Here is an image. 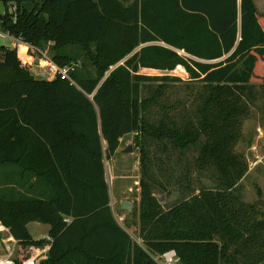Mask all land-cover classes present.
I'll list each match as a JSON object with an SVG mask.
<instances>
[{
    "label": "trees",
    "instance_id": "16d2710c",
    "mask_svg": "<svg viewBox=\"0 0 264 264\" xmlns=\"http://www.w3.org/2000/svg\"><path fill=\"white\" fill-rule=\"evenodd\" d=\"M0 1L4 30L48 48L59 66H72L78 46L94 69L70 68L74 83L36 78L18 47L0 45V164L45 178L54 193L0 198V225L18 244L13 264L46 242L32 238L31 221L50 226L41 264H159L154 258L170 251L177 264L264 262V209L238 191L248 164L236 150L258 94L264 109L263 1ZM176 66L190 79L181 96L167 89L179 77L138 73ZM132 132L142 246L113 218L102 163V141L109 159ZM177 170L186 185L173 180ZM193 171L212 185L194 191ZM172 180L181 197L164 207L156 192Z\"/></svg>",
    "mask_w": 264,
    "mask_h": 264
},
{
    "label": "rangeland",
    "instance_id": "374dc122",
    "mask_svg": "<svg viewBox=\"0 0 264 264\" xmlns=\"http://www.w3.org/2000/svg\"><path fill=\"white\" fill-rule=\"evenodd\" d=\"M255 1L259 3L260 0ZM9 7L11 9V6ZM3 10L4 4L0 1V11ZM0 45L13 47V40L8 37H0ZM70 50L71 54L76 57V61L72 62L71 68L81 67L80 69L93 73L94 69L90 62L82 57V50L78 46H72ZM82 62H85L84 67H82ZM116 65L111 66L106 74H108ZM138 73L145 75H170L179 77L182 81L171 80L168 82V93L172 92V95L181 96L186 92V90H188L186 85L190 82L189 74L183 66L182 68H177L176 66L173 70L167 71L152 68H140ZM193 84L198 85L197 83ZM262 102L263 98L260 94H258L256 98L257 105L253 106L251 109V116L244 120L241 136L236 143V150L244 155L248 164V169L244 177L239 182L238 191L242 195L244 201L257 202L261 209H264V109L261 108ZM134 138L135 133L133 132L125 135L119 152L117 154H113L111 158L105 159L107 182L109 186L111 185V195L113 198H116L115 209L119 212L122 210L126 211V209H121L119 206L121 200H130L131 202H128L131 203V210L134 211L137 209L138 202L136 199L138 198L141 170L139 164L140 151L138 145L134 141ZM128 145H131V151H124ZM166 162V165H170L167 169H170L173 163L168 159ZM180 175V170H177L176 172L174 171L172 175L173 180L175 181V177L178 176V183L186 185V177ZM187 179L191 188L196 192L201 185H212V182L208 177L203 174H198L195 171L190 173L189 178ZM173 180V184H167L165 190L156 192L157 197L160 199L164 207L170 206L181 197V192L177 191L178 183L174 184ZM188 189L189 188L187 186L184 188L185 193ZM40 228V230L35 231L32 226H29V231L31 235L36 238L45 234L43 227ZM17 247L15 251H11V254L14 257L19 254ZM166 254L155 257L154 259L160 264H166ZM174 257L175 256L173 255L172 264H177ZM24 261H26V259H24ZM262 264H264V262Z\"/></svg>",
    "mask_w": 264,
    "mask_h": 264
},
{
    "label": "crops",
    "instance_id": "0c3cea01",
    "mask_svg": "<svg viewBox=\"0 0 264 264\" xmlns=\"http://www.w3.org/2000/svg\"><path fill=\"white\" fill-rule=\"evenodd\" d=\"M264 3V0H261V3ZM14 45V44H13ZM48 49V48H45ZM42 63V62H41ZM30 72L36 77L40 79L46 80H53V76H49L47 70L42 66H37L36 64L30 66ZM39 124H43V121H37ZM125 136L120 139V145L117 148L114 154H117L121 148L122 140ZM6 149L9 150L11 148L10 145L5 146ZM102 163L104 169V179L107 182L106 178V166H105V154H104V141H102ZM44 151H39L38 158L43 157ZM108 185V193H109V205L112 211L113 218L115 222L119 225V227L125 231L131 238L133 243L139 244L142 246V240L138 236V227H137V214L134 215L130 210L126 211H117L115 209V199L111 195V189ZM136 187V185H135ZM35 197L40 199H49L51 198L54 193L52 191L51 186L47 182V180L41 176H37L36 174L32 173L29 170H25L22 167L18 166L14 162H3L0 164V198L2 199H16L23 196ZM139 195V190H138ZM137 202L139 201V196L136 199ZM124 200L120 201V208L121 203ZM130 201V200H128ZM131 202V201H130ZM122 209V208H121ZM67 223L70 222V218H65ZM29 226H32L35 231L40 230V227H43L45 234H42L39 237H33L29 231ZM50 226L48 224L38 222V221H31L27 224V229L34 239L45 238L46 242L42 246H30L27 247L29 250V256L26 258V261L23 264H41L43 263L48 257V251L51 246V242L49 240L48 231ZM48 239V240H47ZM17 241L13 238L10 234L9 229L4 225H0V253L4 252H11L15 251L17 247ZM18 248V247H17ZM173 253V251H170ZM169 253V252H168ZM13 258H15L13 256ZM127 262V259L124 260V263ZM160 264V263H159Z\"/></svg>",
    "mask_w": 264,
    "mask_h": 264
},
{
    "label": "built area",
    "instance_id": "2783aa9c",
    "mask_svg": "<svg viewBox=\"0 0 264 264\" xmlns=\"http://www.w3.org/2000/svg\"><path fill=\"white\" fill-rule=\"evenodd\" d=\"M15 5L13 4L11 6V9H15ZM0 37H8L13 40V47H18L21 52H23L22 47L25 48L24 54L27 60V63L32 66L36 64L37 66H42L47 70V73L49 76L55 77L56 75H59L62 78H66L70 80L72 83L74 81L72 80L69 71L71 66H59L56 64L49 56L48 50L46 49H40L39 47H36L30 43H26L21 41L20 39L14 37L11 35L7 30H4L1 26V20H0ZM43 62V64L41 63ZM173 255L175 256L174 252L171 253V255L166 256V264H172L173 261ZM174 259L177 260L176 257ZM14 258L11 254V252H4L0 253V264H13Z\"/></svg>",
    "mask_w": 264,
    "mask_h": 264
},
{
    "label": "water",
    "instance_id": "95a60500",
    "mask_svg": "<svg viewBox=\"0 0 264 264\" xmlns=\"http://www.w3.org/2000/svg\"><path fill=\"white\" fill-rule=\"evenodd\" d=\"M124 151H131V145H128V146L124 149ZM121 208L130 211V210H131V203H129L128 201H123V202L121 203Z\"/></svg>",
    "mask_w": 264,
    "mask_h": 264
},
{
    "label": "bare ground",
    "instance_id": "6f19581e",
    "mask_svg": "<svg viewBox=\"0 0 264 264\" xmlns=\"http://www.w3.org/2000/svg\"><path fill=\"white\" fill-rule=\"evenodd\" d=\"M22 50H23V53H24L25 48L22 47ZM169 253H170V254H169ZM169 253H167L166 255L169 256V255H171L172 252H169Z\"/></svg>",
    "mask_w": 264,
    "mask_h": 264
}]
</instances>
